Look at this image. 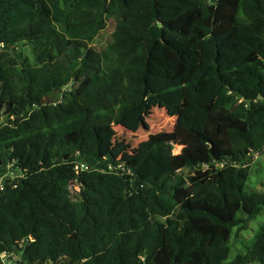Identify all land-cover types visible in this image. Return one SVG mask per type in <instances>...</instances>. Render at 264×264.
Wrapping results in <instances>:
<instances>
[{
	"label": "trees",
	"instance_id": "1",
	"mask_svg": "<svg viewBox=\"0 0 264 264\" xmlns=\"http://www.w3.org/2000/svg\"><path fill=\"white\" fill-rule=\"evenodd\" d=\"M149 77L218 88L202 127L115 160L98 129L143 103ZM263 148L264 0H0V264H264V223L226 261L264 207L246 189Z\"/></svg>",
	"mask_w": 264,
	"mask_h": 264
},
{
	"label": "rangeland",
	"instance_id": "2",
	"mask_svg": "<svg viewBox=\"0 0 264 264\" xmlns=\"http://www.w3.org/2000/svg\"><path fill=\"white\" fill-rule=\"evenodd\" d=\"M111 31L110 27H107L96 33L92 44L106 50ZM23 50L28 52V47L24 46ZM213 52L211 46L206 45L202 48L204 56L209 57ZM229 54L232 58L238 56L235 52ZM217 88L218 84L213 78L191 90L168 80L147 78L143 103L122 121L98 129L101 152L115 160H139L148 147L151 135L178 128L182 136H186L189 130L203 126L206 114L202 106L214 97ZM180 148L181 146H175L174 152H178ZM247 169L249 175L247 191L264 192V150L254 153ZM79 191L78 185L71 186L69 195L73 200L80 201ZM263 223L264 207L261 213L250 219L248 228L234 229L226 261H231L251 245ZM2 256L3 264H15L5 254Z\"/></svg>",
	"mask_w": 264,
	"mask_h": 264
},
{
	"label": "water",
	"instance_id": "3",
	"mask_svg": "<svg viewBox=\"0 0 264 264\" xmlns=\"http://www.w3.org/2000/svg\"><path fill=\"white\" fill-rule=\"evenodd\" d=\"M148 35H149V38L146 42V50H147V53L150 54L156 42L163 38V28L157 24H153L148 28ZM44 101H46V98L42 102ZM18 173L19 171H16V174ZM9 178H10L9 174H5L4 176H2L1 178L2 183L3 184L6 183L7 179Z\"/></svg>",
	"mask_w": 264,
	"mask_h": 264
},
{
	"label": "built area",
	"instance_id": "4",
	"mask_svg": "<svg viewBox=\"0 0 264 264\" xmlns=\"http://www.w3.org/2000/svg\"><path fill=\"white\" fill-rule=\"evenodd\" d=\"M262 150H264V148ZM109 168L111 169V171H114L115 169H122L123 168V164H122V162L118 163L115 167H111V165H109ZM74 169H75V171L77 173H79L81 171L90 170L91 167L87 163H85L83 161H76V162H74ZM5 174H9L10 175L9 179L12 178V174L11 173H5ZM2 188H3V183H2L1 177H0V189H2Z\"/></svg>",
	"mask_w": 264,
	"mask_h": 264
}]
</instances>
